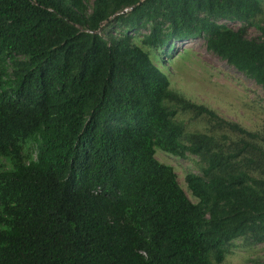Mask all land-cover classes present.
I'll list each match as a JSON object with an SVG mask.
<instances>
[{
	"label": "trees",
	"instance_id": "16d2710c",
	"mask_svg": "<svg viewBox=\"0 0 264 264\" xmlns=\"http://www.w3.org/2000/svg\"><path fill=\"white\" fill-rule=\"evenodd\" d=\"M197 38L264 91V0H0V264H221L264 243V129L154 60ZM157 149L195 157L197 202Z\"/></svg>",
	"mask_w": 264,
	"mask_h": 264
},
{
	"label": "rangeland",
	"instance_id": "374dc122",
	"mask_svg": "<svg viewBox=\"0 0 264 264\" xmlns=\"http://www.w3.org/2000/svg\"><path fill=\"white\" fill-rule=\"evenodd\" d=\"M238 30V22L221 21ZM250 38L258 36L254 28L247 30ZM173 53L159 52L157 66L167 74L171 86L188 99L216 110L222 117L236 121L249 130L264 129V91L253 80L237 71L227 62L208 51L205 39L197 38L185 43L176 42ZM190 130H203L201 122L189 121ZM156 158L174 167L178 181L191 201L186 183L189 172L199 173L195 157L181 158L157 149ZM221 264H264V243L248 245L236 241L232 254Z\"/></svg>",
	"mask_w": 264,
	"mask_h": 264
},
{
	"label": "built area",
	"instance_id": "2783aa9c",
	"mask_svg": "<svg viewBox=\"0 0 264 264\" xmlns=\"http://www.w3.org/2000/svg\"><path fill=\"white\" fill-rule=\"evenodd\" d=\"M128 11V10H127Z\"/></svg>",
	"mask_w": 264,
	"mask_h": 264
}]
</instances>
